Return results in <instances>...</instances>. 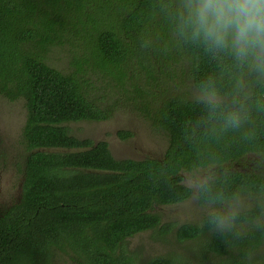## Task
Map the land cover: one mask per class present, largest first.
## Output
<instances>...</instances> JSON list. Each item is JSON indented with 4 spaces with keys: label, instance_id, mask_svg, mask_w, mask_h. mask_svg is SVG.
<instances>
[{
    "label": "trees",
    "instance_id": "trees-1",
    "mask_svg": "<svg viewBox=\"0 0 264 264\" xmlns=\"http://www.w3.org/2000/svg\"><path fill=\"white\" fill-rule=\"evenodd\" d=\"M165 7L176 0H0V98L25 108L18 197L0 204V264H264V84L179 40ZM56 52L61 67L49 62ZM237 76L250 81L251 118L213 133L198 86L211 77L230 105ZM119 103L166 138L162 156L117 159L107 142L72 134ZM209 170L213 195L227 198L215 206L238 201L233 228L219 232L208 214L161 223L155 207L192 195L182 175ZM146 232L198 249L138 259L127 243Z\"/></svg>",
    "mask_w": 264,
    "mask_h": 264
},
{
    "label": "clouds",
    "instance_id": "clouds-1",
    "mask_svg": "<svg viewBox=\"0 0 264 264\" xmlns=\"http://www.w3.org/2000/svg\"><path fill=\"white\" fill-rule=\"evenodd\" d=\"M165 12L170 15L179 40L202 46L214 58L219 54L230 57L237 70L247 71L251 82L264 84V0H176L174 11L169 13L165 7ZM250 81L237 76L230 105L224 104L211 77L198 86L197 101L207 110L202 123L210 125L213 133L240 129L250 120ZM255 106L264 110V98L256 99ZM213 177L211 170L190 173L184 182L196 198H206L209 223L219 232H226L234 226L238 201L216 207L227 198L222 192L213 195Z\"/></svg>",
    "mask_w": 264,
    "mask_h": 264
},
{
    "label": "rangeland",
    "instance_id": "rangeland-1",
    "mask_svg": "<svg viewBox=\"0 0 264 264\" xmlns=\"http://www.w3.org/2000/svg\"><path fill=\"white\" fill-rule=\"evenodd\" d=\"M64 55L56 52L49 54V62L61 67ZM139 85L143 86L139 82ZM188 90L187 86L180 88ZM189 92V90H188ZM195 93H192L194 96ZM25 121V108L21 101L9 102L0 98V204L11 206L18 197L23 149L17 143ZM72 134L78 138H87L94 143L105 141L115 158H158L165 149L166 138L150 129L149 123L138 113L119 103L113 114L106 121L79 122L69 126ZM129 132L131 136L120 138V132ZM190 173H184V177ZM192 174H204L192 172ZM186 185V184H185ZM192 191V190H191ZM208 205L201 204L193 194L183 203L171 206H157L155 211L161 217V223H168L172 228L184 224H198L208 214ZM166 236L160 240L157 232H146L131 238L127 249L138 259H147L163 254L191 256L198 249L196 242L183 244L168 243ZM166 242V243H165ZM165 243V244H163Z\"/></svg>",
    "mask_w": 264,
    "mask_h": 264
},
{
    "label": "water",
    "instance_id": "water-1",
    "mask_svg": "<svg viewBox=\"0 0 264 264\" xmlns=\"http://www.w3.org/2000/svg\"><path fill=\"white\" fill-rule=\"evenodd\" d=\"M118 159V158H117ZM121 159H132V158H121ZM143 159H145V158H143ZM143 159H140V160H143ZM132 160H136V159H132ZM184 184V183H183ZM185 185V184H184ZM186 186V185H185ZM189 188V187H188ZM185 202V201H184ZM183 203V202H182ZM180 204V203H179ZM174 205H176V204H174ZM165 206H171V205H165Z\"/></svg>",
    "mask_w": 264,
    "mask_h": 264
}]
</instances>
